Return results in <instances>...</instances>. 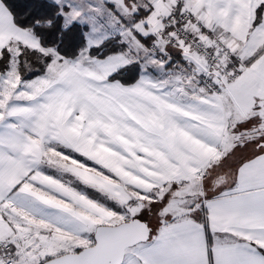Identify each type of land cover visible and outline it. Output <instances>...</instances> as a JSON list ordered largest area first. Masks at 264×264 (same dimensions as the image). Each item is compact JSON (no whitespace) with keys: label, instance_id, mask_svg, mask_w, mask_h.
<instances>
[{"label":"snow or ice","instance_id":"6c2138e0","mask_svg":"<svg viewBox=\"0 0 264 264\" xmlns=\"http://www.w3.org/2000/svg\"><path fill=\"white\" fill-rule=\"evenodd\" d=\"M0 264H264V0H0Z\"/></svg>","mask_w":264,"mask_h":264}]
</instances>
